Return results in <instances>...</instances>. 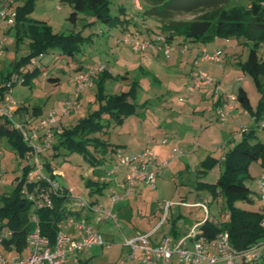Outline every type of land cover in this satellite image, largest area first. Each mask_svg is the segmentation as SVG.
Listing matches in <instances>:
<instances>
[{
  "label": "rangeland",
  "instance_id": "rangeland-1",
  "mask_svg": "<svg viewBox=\"0 0 264 264\" xmlns=\"http://www.w3.org/2000/svg\"><path fill=\"white\" fill-rule=\"evenodd\" d=\"M0 2L2 9H5L7 0H0ZM143 5L145 4L142 0H112L107 19H98L91 16L90 12H86L87 15L79 13L77 19L72 21L70 20L72 9L66 2L35 0L33 11L29 16L33 19L47 21L53 32L58 31L64 34L80 32L82 37L80 50L69 56L61 54L58 49H53L49 53L33 59L24 67V70L31 71L38 67L39 72L31 76L27 83L21 82L24 78L19 75V82L11 88L14 105L24 104L29 109L41 107L40 118H46L50 110L57 109L55 127H60L61 125H75L78 119L99 108V100L94 96L96 91L94 87L82 90L81 97L72 111L69 114L64 113V102L67 99L74 100L77 92L73 81V67L76 61H81L86 69L103 65L105 70L112 73L113 77L104 82V89L108 94L127 91L130 88L129 81L136 80L139 83V88L134 103L143 106H139L136 113L126 117L121 124L108 121L106 116L103 118V123L108 124L107 133L101 137L108 144L105 153L107 160L104 165L109 164L110 158L115 159L118 155H134L144 149H150L157 157H160L162 153L160 150L164 146L161 141L169 139L168 128L171 125L176 126L173 123L177 116L171 108L175 110V108L182 107L184 113L185 111L190 112L188 106L190 102L185 100L188 95L185 94L184 87L180 88L184 82L186 83L184 73L189 72L190 64H184L183 67H179L180 69L169 68L166 67L168 59L163 55L152 54L148 57V55L132 51L130 46L124 42L126 37L130 40H147L159 31L160 21L158 19L142 16ZM174 19H191V16L180 15ZM13 24L14 17L12 15L6 16V18L0 16V39H6L3 44V53L0 55V82L3 76L5 77L15 67L16 62L28 54L25 44H16ZM224 41L217 39V47L226 50ZM233 43L237 42L233 40ZM237 48L236 52L227 53V61H224L226 70L233 68L234 71L226 79H219L220 85L221 83L222 85H231L233 93L238 92V87H243L248 93L252 109L255 112L259 106L261 94L256 91L252 78L242 73L237 64L239 61L237 54H240V59L245 61L249 46L239 45ZM217 72L219 73V71ZM238 76H241L244 81L236 84L235 78ZM96 78L95 74L93 83ZM261 81L264 83V78ZM180 98H184L185 102L180 103ZM209 106L211 107V105ZM203 108L205 107L202 106ZM238 112L242 113L239 109ZM63 116L64 121L60 124L59 119ZM181 117H183L182 123L186 125L189 117L184 114ZM213 123L216 124V132L221 133L217 136L230 135L231 125H227L225 128L215 121ZM236 127L238 126L236 125ZM194 129V131L197 130L196 127ZM256 135L257 137L253 141L264 142V131L259 133L256 131ZM220 137L215 138V144L199 150L209 149L212 157L218 159L221 156V147L224 146L227 150L237 143V140H232L226 144L227 138L219 140ZM198 138L197 136L196 139ZM56 145H58L57 135L44 144L45 151L42 154V161L49 164L57 183L71 191L75 197L78 195L87 202H98L105 208L108 207L110 193H121L117 185L109 180L114 176H107L106 172L99 168V165H93L82 159L75 150H69L60 145L56 149L54 147ZM0 153L1 200V196H8L15 189L16 182L13 179L20 175V165L18 153L14 152L12 145L4 137H0ZM204 158V156H200L196 159L194 155L188 159L180 158L172 166L162 170L156 180L155 189L138 183L133 194L123 201L116 202L112 208L117 216L119 226L110 221L97 226L103 245L92 246L88 253L82 254L83 264H141L135 259L125 260L128 250L122 246V240L134 232L146 234L148 232H144L147 229H152L151 225L157 226L162 216L158 212L161 208L163 209L162 205L166 201L179 203L175 201L181 198H186L189 203L210 200L207 217L212 220V217L215 216L225 221L227 205L222 194H218V199H213L207 189L196 188L198 181L215 182L223 170V166L215 162V165L207 170L205 176L199 177V162ZM90 167L95 169L93 174L88 173ZM246 175L244 184L251 191L252 201L248 203L236 201L234 206L256 211L261 208L258 180L264 175V166H261L259 161H252ZM99 176L107 177L108 181L104 184L99 182L96 185ZM120 176L121 174L117 175V180L121 179ZM89 181H91L90 184ZM97 187L100 188L98 191ZM220 208H222L221 214L218 212ZM202 210L201 207L189 208L184 210V215L189 217L192 223H195L198 219L203 220ZM95 217V215L92 216V220ZM196 217L198 219H195ZM4 223L5 221L0 222V224ZM166 225L167 222L164 227ZM159 230L161 231V229ZM176 260L177 257L174 255L173 262ZM250 264H264V258Z\"/></svg>",
  "mask_w": 264,
  "mask_h": 264
},
{
  "label": "trees",
  "instance_id": "trees-1",
  "mask_svg": "<svg viewBox=\"0 0 264 264\" xmlns=\"http://www.w3.org/2000/svg\"><path fill=\"white\" fill-rule=\"evenodd\" d=\"M59 1L66 2L71 7L70 20L72 21L77 19L79 13L87 15L86 12L105 20L108 18L112 2V0ZM1 2L0 10L3 8ZM142 2L145 4L142 16L160 21L159 31L155 34L164 36L166 41L174 46L207 45L215 39L224 38L236 41L238 46H249L246 60L237 64L242 73L252 78L258 91H262L264 54L261 53V49L264 47V0H142ZM34 5L35 0H12L5 6L7 13L11 12L14 17L13 29L16 44H25L28 54L17 61L15 67L5 77L3 76L0 82V99L3 98L7 89L6 83L13 74H16L18 79L12 83V86L19 82V75L24 78L21 82L27 83L31 76L39 72L38 67L31 71L24 70V67L33 59L53 49H58L61 54L69 56L80 50L79 46L82 42L80 32L71 34L53 32L47 21L29 16ZM180 15L191 16V19H174ZM152 38L149 37V39ZM85 70H87L86 66L81 61L75 62L73 74ZM96 75L94 96L99 100V108L78 119L75 125H61L62 132L57 135V140L58 145L75 150L82 159L91 164L103 165L107 160L104 155L108 145L101 138L107 133L108 126L103 123V118L106 116L108 121L120 124L126 117L134 115L139 107L134 103L139 83L131 80L127 91L108 94L105 92L104 82L112 78V74L104 69ZM237 99L241 107L249 110L248 97L242 88L237 93ZM258 105V108L264 109V95L260 98ZM41 113V107L29 109L24 104L16 105L14 111L17 119L26 123L35 122ZM9 127V122L0 118V137H4L12 145L14 152L23 155L29 150V146L23 141L18 131ZM256 137L253 131L245 132L241 140L225 153L223 160L208 155L199 162V177L205 176L215 162L223 166L215 182L198 181L196 188L207 189L213 199H217L218 194H222L228 214L225 221L214 222L208 218L203 221L198 220L199 230L209 239L215 238L220 232H227L231 244L237 250H244L264 241V229L260 227V221L264 217V206L261 205V208L256 211L234 206L236 201L244 203L252 201L251 191L244 184L249 164L252 161H259L261 166H264V142L253 141ZM58 145L54 147L57 149ZM44 164L48 171L51 170L48 163ZM15 179L16 177L13 181ZM98 183L95 184L98 185ZM99 189L97 187V191ZM19 190L20 184H16L15 189L8 196H1L0 219H7L9 227L15 230V234L21 240L27 230V225L24 224H26L28 206L20 197ZM54 205L58 208L59 199H54ZM54 213L53 210L39 213L43 231L50 230V238L53 237L51 219ZM83 263L82 261L81 264Z\"/></svg>",
  "mask_w": 264,
  "mask_h": 264
},
{
  "label": "built area",
  "instance_id": "built-area-1",
  "mask_svg": "<svg viewBox=\"0 0 264 264\" xmlns=\"http://www.w3.org/2000/svg\"><path fill=\"white\" fill-rule=\"evenodd\" d=\"M12 0H8L11 3ZM13 14L6 9L0 10V16L6 18ZM5 38L0 39V55L4 50ZM124 42L131 50L138 53L157 51L164 56L175 52L176 46L168 43L164 36L155 35L148 40H130ZM188 49L187 45H182ZM201 60L215 63L221 62V51L209 52L202 48L199 52ZM103 65L89 67L87 70L74 74L73 81L76 86L74 100L67 99L64 102V113L69 114L76 105L77 97L84 89L93 85L95 74L104 70ZM214 77L203 71H197L187 84L191 92L202 87H210L213 93L220 94L219 83ZM17 75L13 74L6 83V92L0 99V118L7 120L9 128L18 131L21 138L29 146V150L19 156V174L14 182L20 184V197L28 206L26 224L27 230L20 240L18 235L8 225L7 219H0V264H81V255L88 253L90 247L103 245L98 225L107 221L119 226L117 216L113 212L116 202L133 194L137 184L156 188V180L160 170L171 160L180 157L183 150L179 147L173 149L172 154L166 160H159L150 151L144 149L134 155H118L110 160V167L99 165L106 175L113 178L121 190V193L112 192L109 196V206L104 207L98 202H87L83 197H75L71 191L57 183L53 170H47L42 161L45 151L44 144L62 132L61 126L55 127L57 114L54 109L48 112L46 118H39L35 122L26 123L17 119L11 98L12 83ZM237 95L225 93L219 99L217 107V120L224 123L227 116L237 108ZM259 131H264V117L257 125ZM247 129V128H246ZM246 129L243 131L246 132ZM43 133V134H42ZM42 134V135H41ZM1 155V153H0ZM91 168L88 173H94ZM121 179L117 180V175ZM107 177H98V182L106 183ZM259 202L264 206V175L258 180ZM59 199L58 208L54 206V199ZM174 203L166 201L163 206L162 219L150 233L134 234L132 237H124L122 246L128 250L125 260H137L141 264H172L176 255L181 264H250L264 258V241H260L244 250H237L230 242L227 232H220L215 238L209 239L199 230V224H195L191 231L182 238H174L165 235L153 244L150 238L164 223L168 211ZM201 207L207 214L208 201L203 200L193 204ZM53 210L55 213L51 219L53 237L50 238V230L43 231L40 212ZM96 216L92 220V216ZM260 227L264 229V217L260 221Z\"/></svg>",
  "mask_w": 264,
  "mask_h": 264
},
{
  "label": "crops",
  "instance_id": "crops-1",
  "mask_svg": "<svg viewBox=\"0 0 264 264\" xmlns=\"http://www.w3.org/2000/svg\"><path fill=\"white\" fill-rule=\"evenodd\" d=\"M141 36H143V35H141ZM142 39H144V37H142ZM221 40H225V38L221 39ZM216 41H217V39H215L214 41H212L211 43H209L207 45L186 44L188 46L187 50L184 49L182 47V45L176 46L177 50L172 53L173 56L170 57V55H172V54H169V56L163 55L164 57H166L168 59L166 67L179 68V67H183L184 64H187V63L190 64L189 65L190 66L189 72L187 73V71H186V73H184V76L186 78V83L184 82L183 86L182 85L180 86V88L184 87L185 94L188 95L185 100L190 102V104L188 105L190 108V110H189L190 112L185 111V113H184V110L182 109V107L181 108H175V110H173L171 108V110L174 111L176 116H177L176 121H174V123H173L176 126L171 125V127L168 128V131L170 132V135H168V136H170V138L164 139L161 141L164 146H162V148L160 150L162 153H161L160 157H158V159H161V158H162V160L168 159L169 156L172 154L173 149L175 147L181 148L183 150V154L180 157H178L174 160H171L167 165H165L160 170V172L158 173V176L162 173V170L164 168H169L176 161H178L180 158L185 157L188 159L192 155H194L196 157V159L199 158L200 156H204L205 158L208 155L212 156L210 154L209 149H202V151H200L199 149L208 148L209 145H211L213 143L215 144V140L217 139V137L222 136L219 138V140H221L223 138H227L226 144H229L230 141H232V140L233 141L237 140V142L240 141L241 138L244 136V133H245L243 130L246 128H247L246 132L253 131L254 134H256V131H258V133L262 132V131L258 130L257 125L259 124L261 118L264 117V109L257 108V110L254 112L252 109L249 98H248L249 106H250L249 110L241 107L239 102H238L237 108L227 116L225 122L223 124L218 122V120H217V107L219 105V99H221V97L225 93H233L231 91V88H232L231 85H229V86L227 84L222 85V83L220 85L219 79H221V80L226 79V77L231 75V73L234 71L233 68L232 69L230 68V70L227 71L226 67H225L226 63H224V61H227V53H231L232 51L236 52L238 50V48H237L238 45H237V43L234 44L233 40H225L224 45H226L225 49L226 48L227 49L224 50V49H221L220 47H217L218 42H216ZM242 46H244V45H242ZM244 47H246V46H244ZM202 48H206V50L209 52L221 51V61L222 62L215 63V62L208 61V60H201L199 57V52ZM235 52H233V53H235ZM261 53L264 54V47H262ZM152 54L153 55H155V54L162 55L161 53H158L157 51H149V52L142 53V55H148V57H149V55H152ZM237 56L239 58L238 62L242 61L240 59L241 55L237 54ZM107 71L109 73H111L109 70H107ZM197 71L206 72L209 75L213 76L214 77L213 79H216V81L219 83V87H220V94L219 95L214 94L213 89L210 87H202V88H199V90L197 89L193 92H191L187 89L188 80L191 79L193 74H195ZM217 71H219V73ZM242 81H244V79L241 78V76L240 77L238 76L237 78H235L236 84H239ZM94 87H95V83H93L92 87H90V88H94ZM241 88L245 91V93L248 97V93L246 92V90L243 87H241V86L238 87L237 91H239V89H241ZM255 88H256V86H255ZM256 91H258V89ZM258 92L261 94V97H262V95H264V87H262V91H258ZM237 93H233V94L237 95ZM81 94H82V92H80V94L78 95L76 103L79 101ZM179 101H180V103L185 102L184 98L183 99L180 98ZM184 105H186V103H184ZM209 105H211V107ZM138 106L142 107L143 105H138ZM202 106H204L205 108L202 109ZM238 109L241 110L242 113H239ZM55 112H56V114H58L57 109L55 110ZM183 114L186 115L187 117H189L186 125H184L182 123L183 117H181V115H183ZM39 118H40V116L38 117V119ZM63 121H64V116L61 117V119H59L60 124H62ZM214 121L218 124H221L225 128L227 127V125H231L232 128L229 132L230 135L227 136L225 134L224 136L223 135L217 136L220 132H218V133L216 132L217 128L215 126L216 124L213 123ZM235 124L238 127H236ZM65 126H68V125H65ZM195 127L197 128L196 131H194ZM194 133H195V135H194ZM199 133H200V135H199ZM197 136L199 137L198 139H196ZM221 149H222V152H221L220 159L223 160V157H224L225 153L229 150V148L226 150L225 147L223 146V147H221ZM104 157L106 158V155H104ZM110 159L108 160L109 164L104 165L105 167H110ZM158 176H157V178H158ZM126 198H124L120 201H123ZM218 198L219 197H217V199ZM175 202H179V203H174V205L170 207V209L168 211L167 218L165 219L164 223L159 228V229H161V231L158 229V231H156L155 234H153L151 236V238H150L151 243H153V244L157 243L160 240V238L162 237V235L163 236H165V235L175 236L174 238H177V239L182 238L183 236L187 235V233H189L191 231L192 227L195 224H197V222L192 223V220H190L189 217L184 215L185 214L184 210L189 209V208L198 207V206L191 205V204H195L197 202L189 203L186 198H181L180 200H177ZM209 204H210V200L208 201V205ZM202 211H203V214H202L203 217L202 218H203V220H205L204 218L207 219L208 217H207V214L204 212V210H202ZM221 211H222V208L218 209L219 214H221ZM158 213L160 215H162L163 209L161 208V210H159ZM159 214H158V218L160 217ZM225 214H226V217H228L227 212ZM197 217L195 219H198ZM203 220H200V221H203ZM219 220H222V219L219 217H215V216L212 217V221H214V222H217V221L219 222ZM166 222H167V225L164 227V224ZM150 223H151V221H150ZM187 225H188V227H187ZM151 227L153 229L156 227V225H151ZM152 229H147L144 233L150 232V230H152ZM141 233H143V232H141ZM134 234H136V233L134 232ZM134 234H132L131 236H133ZM131 236H129V237H131ZM174 263L179 264L180 262L177 259L176 261L172 262V264H174ZM152 264H158V262L153 261ZM239 264H243V262H240Z\"/></svg>",
  "mask_w": 264,
  "mask_h": 264
}]
</instances>
